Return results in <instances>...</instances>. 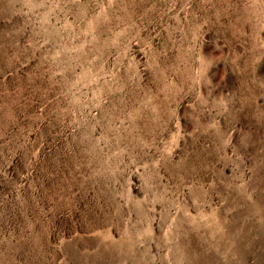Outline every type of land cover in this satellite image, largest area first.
Here are the masks:
<instances>
[{
	"label": "rangeland",
	"instance_id": "374dc122",
	"mask_svg": "<svg viewBox=\"0 0 264 264\" xmlns=\"http://www.w3.org/2000/svg\"><path fill=\"white\" fill-rule=\"evenodd\" d=\"M0 264H264V0H0Z\"/></svg>",
	"mask_w": 264,
	"mask_h": 264
}]
</instances>
